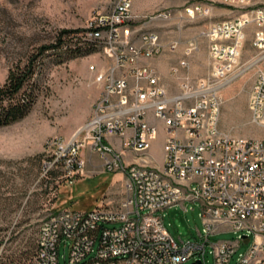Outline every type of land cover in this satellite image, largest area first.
Masks as SVG:
<instances>
[{"label": "built area", "instance_id": "1", "mask_svg": "<svg viewBox=\"0 0 264 264\" xmlns=\"http://www.w3.org/2000/svg\"><path fill=\"white\" fill-rule=\"evenodd\" d=\"M247 6L252 0H213ZM235 17L211 23L204 31L210 70L192 77L187 57L198 48L194 39L163 43L154 31L131 42L122 26L134 18L132 0H114L111 9L87 23L88 39L102 43L112 57L96 75L103 83L91 119L68 139L53 137L45 161V177L61 168L73 183L85 172L82 150L98 153L103 172L126 174L127 194L119 207L65 208L49 214L39 226L35 264H60L63 239L69 264H205L206 249L214 264H228L242 241L249 247L236 264H264V138L232 135L219 125L222 87L238 64L249 23L260 66L250 90L252 121L264 125V0ZM212 6L196 2L188 17L209 15ZM159 17L168 19L171 12ZM183 56L170 66L178 90L169 92L150 64L142 63L163 50ZM164 131L161 166L147 151ZM117 143L119 144L117 146ZM125 156L132 160L125 161ZM199 202L203 227L199 240L177 241L157 212L174 204ZM184 209H188L183 206ZM112 223L116 226L106 227ZM242 232L237 240H212L218 232ZM95 254L84 260L93 251Z\"/></svg>", "mask_w": 264, "mask_h": 264}, {"label": "rangeland", "instance_id": "2", "mask_svg": "<svg viewBox=\"0 0 264 264\" xmlns=\"http://www.w3.org/2000/svg\"><path fill=\"white\" fill-rule=\"evenodd\" d=\"M113 2L0 0V87L11 70H23L30 63L33 71L24 88L25 94L33 98L27 113L6 124L4 98L0 107V264H35L39 226L49 214L65 208L119 207L127 194L126 174L103 172L100 156L88 148L82 150L85 172L73 183L63 176L61 168L51 169L48 178L45 177V161L51 153L48 142L53 137L68 139L79 133L91 119L95 100L102 91L103 83L96 80V75L109 67L112 57L102 43L88 39L85 29L92 17L108 12ZM196 2L210 4V14L186 16L185 8ZM260 2L252 0L240 7L213 0H132L134 18L122 26V31L136 44L146 31L157 32L163 43L175 38L182 42L196 40L198 48L187 61L189 67L204 76L210 70V62L203 31L211 23L233 18ZM165 11L171 12L170 18L158 16ZM254 28L253 23L246 26L238 64L220 91L219 125L232 135L264 138V125L252 121L248 108L250 90L260 66L256 59L258 51L252 45ZM62 30H72L62 36L63 47L42 51V46L58 43ZM182 56V47L176 53L163 50L144 58L142 63L153 66L161 82L174 93L178 83L169 69ZM153 121L159 131L147 153L159 167L164 132L160 121ZM131 159L124 157L125 161ZM183 206L174 204L157 213L177 241L199 240L198 230L203 227L200 204L187 201ZM239 235L243 233L224 231L211 235V239L237 240ZM66 242L63 239L59 248L60 264H69ZM249 244L250 240L242 241L228 264H236V258ZM97 246L98 242L84 260L95 254ZM210 249V246L206 249L205 264H214Z\"/></svg>", "mask_w": 264, "mask_h": 264}, {"label": "trees", "instance_id": "3", "mask_svg": "<svg viewBox=\"0 0 264 264\" xmlns=\"http://www.w3.org/2000/svg\"><path fill=\"white\" fill-rule=\"evenodd\" d=\"M72 30H62L61 36L58 38V43L54 45H44L41 47L42 51L51 48L63 47L65 41L62 39L64 34H70ZM75 53V52H74ZM29 63L23 70H11L8 74L7 80L3 86L0 87V107L3 106V98L5 100L4 123H11L24 116L33 101L30 95L25 94V86L30 81L33 71ZM23 96V97H21Z\"/></svg>", "mask_w": 264, "mask_h": 264}, {"label": "crops", "instance_id": "4", "mask_svg": "<svg viewBox=\"0 0 264 264\" xmlns=\"http://www.w3.org/2000/svg\"><path fill=\"white\" fill-rule=\"evenodd\" d=\"M188 72H189V74H190L192 77L202 76V74H201L200 72H197V71L193 70V69L191 68V65H190V67H189V64H188ZM161 129H162V131H163L162 126H161ZM163 132H164V131H163ZM131 160H132V159H131ZM129 161H130V160H129Z\"/></svg>", "mask_w": 264, "mask_h": 264}, {"label": "water", "instance_id": "5", "mask_svg": "<svg viewBox=\"0 0 264 264\" xmlns=\"http://www.w3.org/2000/svg\"><path fill=\"white\" fill-rule=\"evenodd\" d=\"M199 264H201V263H199Z\"/></svg>", "mask_w": 264, "mask_h": 264}]
</instances>
